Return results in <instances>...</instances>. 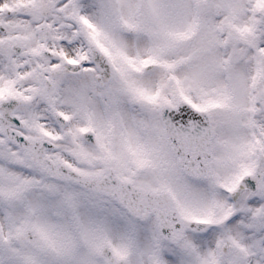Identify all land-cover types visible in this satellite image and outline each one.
Segmentation results:
<instances>
[{
	"label": "snow or ice",
	"instance_id": "obj_1",
	"mask_svg": "<svg viewBox=\"0 0 264 264\" xmlns=\"http://www.w3.org/2000/svg\"><path fill=\"white\" fill-rule=\"evenodd\" d=\"M0 264H264V0H0Z\"/></svg>",
	"mask_w": 264,
	"mask_h": 264
}]
</instances>
